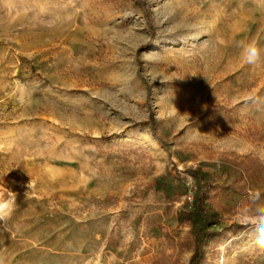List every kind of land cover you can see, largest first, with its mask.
I'll return each mask as SVG.
<instances>
[{"label": "rangeland", "instance_id": "1", "mask_svg": "<svg viewBox=\"0 0 264 264\" xmlns=\"http://www.w3.org/2000/svg\"><path fill=\"white\" fill-rule=\"evenodd\" d=\"M260 165L264 0H0V264H264Z\"/></svg>", "mask_w": 264, "mask_h": 264}, {"label": "clouds", "instance_id": "2", "mask_svg": "<svg viewBox=\"0 0 264 264\" xmlns=\"http://www.w3.org/2000/svg\"><path fill=\"white\" fill-rule=\"evenodd\" d=\"M239 48L240 55L246 63L254 64L260 58V51L254 41H241ZM3 176H0V224L7 222L16 205V194L6 186ZM256 196L258 198L259 193ZM239 215L241 223L252 228L256 246L264 248V207L242 206Z\"/></svg>", "mask_w": 264, "mask_h": 264}, {"label": "trees", "instance_id": "3", "mask_svg": "<svg viewBox=\"0 0 264 264\" xmlns=\"http://www.w3.org/2000/svg\"><path fill=\"white\" fill-rule=\"evenodd\" d=\"M262 169H264V167L260 165V169L259 168L258 170L255 169L251 173L252 175L257 174L258 171H261ZM192 175L195 176V174L193 173ZM209 189H210V184L208 182H203L199 184V186L197 187V192L193 200V205L197 213H205L204 205H205V199L208 198ZM195 245L196 247L189 261V264H200V261L202 260L203 249H202L201 242L199 240H196Z\"/></svg>", "mask_w": 264, "mask_h": 264}]
</instances>
